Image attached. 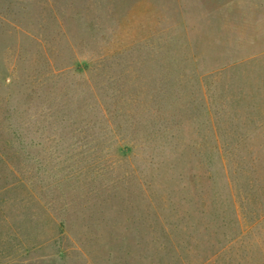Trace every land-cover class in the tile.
Segmentation results:
<instances>
[{"label": "rangeland", "instance_id": "1", "mask_svg": "<svg viewBox=\"0 0 264 264\" xmlns=\"http://www.w3.org/2000/svg\"><path fill=\"white\" fill-rule=\"evenodd\" d=\"M0 264H264V0H0Z\"/></svg>", "mask_w": 264, "mask_h": 264}]
</instances>
